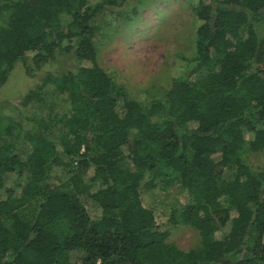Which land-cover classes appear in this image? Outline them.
I'll return each instance as SVG.
<instances>
[{"label":"trees","instance_id":"1","mask_svg":"<svg viewBox=\"0 0 264 264\" xmlns=\"http://www.w3.org/2000/svg\"><path fill=\"white\" fill-rule=\"evenodd\" d=\"M146 1L0 0V89L20 63L81 64L0 124V264H264V166L247 158L264 151V0L196 1L194 53L141 100L99 64L96 20ZM174 189L162 225L143 195Z\"/></svg>","mask_w":264,"mask_h":264},{"label":"rangeland","instance_id":"2","mask_svg":"<svg viewBox=\"0 0 264 264\" xmlns=\"http://www.w3.org/2000/svg\"><path fill=\"white\" fill-rule=\"evenodd\" d=\"M196 1L131 2L122 8H107L96 20L99 27L96 35L99 64L117 83L124 85L134 99L150 100L161 96L171 80L184 69L185 59L194 53L195 48L198 23L190 7ZM97 2L99 0H93V3ZM80 66L72 56L58 57L30 78L24 66L18 64L7 84L0 89V124H9L14 110L19 109L22 97L39 83L43 75L75 71ZM17 118L22 121L20 115ZM247 158L255 169L264 166V151L250 153ZM15 181V177L9 176L7 184ZM177 192V189L167 193L157 190L143 195L145 205L155 209L158 222L162 225H167L171 208L177 205L176 199H184ZM88 209L93 219H99L100 211L90 204ZM170 234L169 242L182 250L199 245L195 233L186 228H176ZM218 237L221 238L220 233Z\"/></svg>","mask_w":264,"mask_h":264}]
</instances>
